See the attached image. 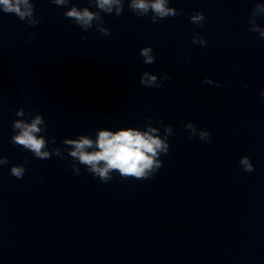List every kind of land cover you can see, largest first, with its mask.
<instances>
[{
	"label": "clouds",
	"instance_id": "clouds-1",
	"mask_svg": "<svg viewBox=\"0 0 264 264\" xmlns=\"http://www.w3.org/2000/svg\"><path fill=\"white\" fill-rule=\"evenodd\" d=\"M50 2L65 7L67 10L63 12L64 17L71 20L83 31L87 32L95 27L101 36L110 35V29L104 26L105 20L102 13L119 17L125 7V0H88V4L96 8V11L90 10V7L78 8L72 3V0H50ZM69 4L72 6L68 7ZM169 4L170 0H127L129 11L139 17L151 13L150 19L153 24L182 13V9L170 7ZM34 11L33 0H0V12L13 14L20 21L27 22L29 26H36L42 19L36 18ZM262 17H264V3L256 2L254 7L250 9L248 24L251 32L258 33V39H264V27L257 23V18ZM188 19L196 27L201 30L204 29L206 17L203 12L195 11ZM85 39L86 37H81V40ZM192 43L203 47L208 44V41L199 33H194ZM139 54L145 65L156 62V56L153 54L151 46L142 47ZM139 79L140 84L146 88H160L166 86L165 82L171 80V77L167 72H162L158 77L149 71H144ZM201 84L222 86L209 77H205ZM242 87L247 88V84H243ZM260 96L264 99V91L260 93ZM15 114L20 119H16L12 123L13 135L10 143L31 152L35 158L40 160L51 159L53 156L63 159L67 155L73 161L69 166L73 175H80V166L83 165L88 173L98 178L102 183L111 181L114 178V173H118L122 180L152 179L163 167V161L160 157L169 153L168 139L174 132L172 125L165 124L162 120L155 121L153 117L148 116L146 117L147 123L142 129L122 127L113 131L108 128H98L94 138L83 134L76 138L65 137L61 141L63 147H49L50 144L56 145V139L53 137L49 140L44 135L47 131V124L43 115L32 112L26 113L22 107L18 108ZM153 123L159 126L153 127ZM180 124L188 130L189 139L192 136H198L201 141L211 143V133L208 130L198 128L191 121L187 123L180 121ZM161 128H163V135L160 134ZM28 163L29 161L26 159L23 164L12 165L10 175L17 179H23L26 172L25 165ZM7 164H9L8 158L0 155V167ZM239 165L245 172L254 171V165L248 156L241 157ZM40 182H44L43 177H41Z\"/></svg>",
	"mask_w": 264,
	"mask_h": 264
}]
</instances>
